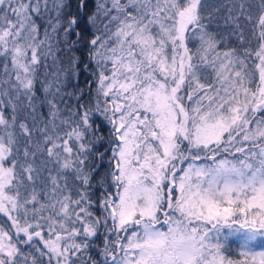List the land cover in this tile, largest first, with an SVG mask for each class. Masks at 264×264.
Masks as SVG:
<instances>
[{
  "label": "snow or ice",
  "instance_id": "1",
  "mask_svg": "<svg viewBox=\"0 0 264 264\" xmlns=\"http://www.w3.org/2000/svg\"><path fill=\"white\" fill-rule=\"evenodd\" d=\"M72 9L0 0V264H264V0Z\"/></svg>",
  "mask_w": 264,
  "mask_h": 264
},
{
  "label": "trees",
  "instance_id": "2",
  "mask_svg": "<svg viewBox=\"0 0 264 264\" xmlns=\"http://www.w3.org/2000/svg\"><path fill=\"white\" fill-rule=\"evenodd\" d=\"M75 2H76V0H71V3L73 4V9H72L73 11H74ZM122 2H123V0H122ZM209 2L211 4L227 5V4L231 3L232 0H209ZM255 2H256V0H252V3H255ZM51 3H52V0H49L50 5H51ZM95 3H96V0H89V8L94 10ZM52 15H54V13H52ZM224 15H225V13L222 11L220 13V15L218 17H215V19H214V23L221 25V28H220L221 31H227V29H225L223 26ZM48 19H49V16L47 14L42 15L38 19L37 22L42 26L41 32L43 31V27L47 26V20ZM94 30L95 29H93V31ZM56 38L60 41L59 47L62 49V51L59 53V55L61 57L63 66L67 67L69 60L73 55L78 57L81 61V64L77 65V67L79 69L78 76L74 75L71 72V70H69V74L67 76V85L62 91L65 93H73L76 89H83L84 92L86 93L84 99L90 100L91 98H93L95 96L97 85L95 83V79H96L95 75L90 74V71L94 70V65H93L92 61L87 59V57L85 55L86 49H85L84 45L82 43L77 44L76 47H72L69 50V45L66 44V40H65V37H64L62 32H60ZM74 39H75V37L71 36V35L69 37H67V41H71ZM245 39H246V42L247 41L251 42L250 45L246 43L245 46H251L253 49L256 48L258 41L252 38L251 29L247 25H245ZM230 44L233 47H238V42L236 41V39L234 37L230 40ZM0 63H2V61H0ZM49 63H51V58H49ZM83 63L89 64L90 71H85L83 69ZM65 101L68 105H76L78 103L77 100L72 96H66ZM61 107L63 108L64 105H61ZM43 111H45V112L47 111L46 106L43 109ZM201 155H203V154L201 153ZM218 158H220V157H218ZM231 158L232 157L229 155V159H231ZM105 166H107V165H105ZM229 247H230V250L226 254L229 255L233 259H240L241 257L238 255V250H237L235 238H230ZM257 251H259V248H257Z\"/></svg>",
  "mask_w": 264,
  "mask_h": 264
},
{
  "label": "rangeland",
  "instance_id": "3",
  "mask_svg": "<svg viewBox=\"0 0 264 264\" xmlns=\"http://www.w3.org/2000/svg\"><path fill=\"white\" fill-rule=\"evenodd\" d=\"M204 161H198L197 163H203Z\"/></svg>",
  "mask_w": 264,
  "mask_h": 264
}]
</instances>
